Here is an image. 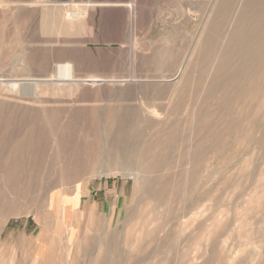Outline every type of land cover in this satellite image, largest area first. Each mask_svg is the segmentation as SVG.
<instances>
[{
	"label": "rangeland",
	"instance_id": "374dc122",
	"mask_svg": "<svg viewBox=\"0 0 264 264\" xmlns=\"http://www.w3.org/2000/svg\"><path fill=\"white\" fill-rule=\"evenodd\" d=\"M218 7L0 0V264H264V77L216 76L240 12Z\"/></svg>",
	"mask_w": 264,
	"mask_h": 264
},
{
	"label": "bare ground",
	"instance_id": "6f19581e",
	"mask_svg": "<svg viewBox=\"0 0 264 264\" xmlns=\"http://www.w3.org/2000/svg\"><path fill=\"white\" fill-rule=\"evenodd\" d=\"M238 5V8L240 10L237 18H236V21H235V24L233 26V28L230 30V32L228 33V36H229V41H228V44L226 46V49L222 52L221 54V57L217 60V63H218V66L216 68V76L217 77H220L219 75H224L226 74L227 77H231L232 79H235L236 78V71H240L241 73V76H244V77H247L250 72H255V74H259V76H263L264 77V61H259V58H263L264 57V0H219V7H218V21L221 20L223 17H224V12L227 11L228 7L229 6H234V5ZM226 15V14H225ZM235 20V19H234ZM257 28V29H256ZM204 30V29H203ZM239 45V46H238ZM187 51V50H186ZM232 57L235 59V62L236 64L234 65V67H229V65L231 63H229V60L230 58L232 59ZM190 61V60H189ZM259 61V62H258ZM234 62V63H235ZM258 62V63H257ZM183 64V63H181ZM190 64H188L189 66ZM190 68V67H189ZM192 71V70H191ZM182 72V71H181ZM202 72V71H201ZM235 73V74H234ZM182 74V73H181ZM180 74V75H181ZM190 74V73H189ZM246 74V75H245ZM199 77V76H198ZM26 78V77H25ZM28 78V77H27ZM32 78V77H31ZM173 78V77H172ZM223 78V77H222ZM239 78V77H238ZM6 79V78H5ZM4 79V80H5ZM13 79V78H12ZM153 79V78H152ZM237 79V78H236ZM2 82L4 81L3 79H1ZM0 80V81H1ZM15 80V79H13ZM18 80V77L17 79ZM21 80H23L21 78ZM29 81H32L30 79H28ZM48 81H51L52 79H47ZM79 80V79H78ZM87 81H91V82H95V81H103L99 78H86ZM184 80V79H183ZM203 80V79H202ZM35 81V80H34ZM169 81V80H167ZM201 81V80H200ZM1 82V83H2ZM7 82V80H6ZM28 82V81H27ZM81 82V80H80ZM105 82V81H104ZM171 82V81H169ZM5 83V81H4ZM3 83V84H4ZM11 83V82H10ZM8 83V87L11 89L12 91V87H15L16 88V85H17V81H16V84L15 83ZM24 83V82H23ZM30 84V82H28ZM204 83V81H203ZM32 84V82H31ZM30 84V85H31ZM1 85V84H0ZM20 85V84H19ZM27 85V84H26ZM34 85V84H33ZM150 85V84H149ZM3 86V85H1ZM1 86H0V89H1ZM28 86V85H27ZM37 88H38V83H37ZM144 86V85H143ZM260 86V85H259ZM8 87H3V90ZM24 87V86H23ZM22 87V88H23ZM195 88V87H194ZM9 89V90H10ZM17 89V88H16ZM16 89L14 92H16ZM21 89V88H20ZM25 89V88H24ZM35 89V88H34ZM2 90V89H1ZM4 90V91H5ZM8 90V91H9ZM19 90V89H17ZM31 90V88H30ZM37 90V89H36ZM44 90V89H43ZM240 90V89H238ZM7 91V90H6ZM132 91V90H131ZM243 91V90H242ZM260 91V90H259ZM27 92V91H26ZM30 92V91H29ZM184 92V91H183ZM18 93V91H17ZM39 93V92H37ZM36 93V94H37ZM41 94V93H40ZM158 94V92H157ZM39 95V94H38ZM125 95V94H124ZM195 97V96H194ZM258 97V96H257ZM133 100V99H132ZM144 100V99H143ZM124 101V100H123ZM164 101V100H163ZM179 101V100H178ZM134 102V101H133ZM136 102V101H135ZM134 102V104H135ZM141 103V102H140ZM169 103V102H168ZM146 104V103H145ZM182 104V103H181ZM147 105V104H146ZM169 105V104H168ZM120 106V105H119ZM144 106V105H143ZM153 106V105H152ZM170 106V105H169ZM135 107V105H134ZM145 107V106H144ZM139 108V107H138ZM152 108V107H151ZM174 108V107H173ZM133 109V108H132ZM155 109V108H154ZM153 109V111H154ZM149 109L145 108V113H149L148 111ZM164 110V109H163ZM174 110V109H173ZM117 111V110H116ZM152 111V112H153ZM132 112V117H133V120L130 121L127 125V127L130 128L131 131L135 132L137 131L136 128L139 127V120H138V114L135 112V111H131ZM139 112V110H138ZM108 113V112H106ZM159 113V112H158ZM165 113V112H164ZM171 113V112H170ZM142 115V114H141ZM157 115V113H156ZM165 115V114H164ZM98 116V115H97ZM129 116V115H128ZM113 117V116H111ZM98 118V117H97ZM131 118V117H130ZM144 118V117H143ZM132 119V118H131ZM129 120V119H128ZM144 121V120H142ZM146 121V120H145ZM199 121V120H197ZM196 121V122H197ZM251 121V120H250ZM147 122V121H146ZM202 122V121H201ZM35 123V122H34ZM124 123V122H123ZM117 124V123H116ZM145 124V122H144ZM159 124V123H158ZM198 124V123H197ZM70 126V125H69ZM114 126V125H113ZM145 126V125H144ZM200 126V125H199ZM203 126V125H202ZM72 127V126H71ZM80 127V126H79ZM125 127V128H127ZM70 128V127H69ZM74 128V127H73ZM98 128V126H97ZM147 128V127H146ZM171 128V127H170ZM79 129V128H78ZM40 130V129H39ZM171 130V129H170ZM98 131V130H97ZM169 131V130H168ZM101 133V132H100ZM172 133V132H171ZM170 133V134H171ZM246 134V132H245ZM42 135V134H41ZM100 135V134H99ZM128 135V134H127ZM131 135H135V134H132ZM139 135V134H138ZM137 135V136H138ZM140 136V135H139ZM170 136H174V135H169L168 134V139L170 138ZM42 137V136H41ZM126 137V136H125ZM122 138V137H121ZM127 138V137H126ZM102 139V138H101ZM4 140V139H3ZM112 140V139H111ZM142 140V139H141ZM171 140V139H170ZM45 141V140H44ZM73 141V140H72ZM133 141H135V138H133ZM148 141V140H147ZM166 141V140H165ZM164 141V142H165ZM58 142V141H57ZM65 142V141H64ZM108 142V141H107ZM127 142V141H125ZM146 142V141H145ZM149 142V141H148ZM162 143V142H161ZM139 144V142H138ZM152 144V143H151ZM75 145V144H74ZM79 145V143H78ZM91 145V144H90ZM141 145V144H140ZM146 145V144H145ZM15 146L17 147H21L20 146V143L19 141L15 144ZM27 146H31V144H27ZM44 146H47V141L44 142ZM61 147H65V144L62 143L61 146H58L57 148H61ZM97 147V146H96ZM100 147V145H99ZM137 147V146H136ZM151 147V146H150ZM166 147V146H164ZM46 148V147H45ZM134 148V147H133ZM132 148V149H133ZM159 148V147H158ZM70 148L69 147V152L67 153H62L66 156L65 159L69 160L72 158V151H70ZM82 149V148H81ZM80 149V150H81ZM155 149V148H154ZM85 150V149H84ZM99 150V149H98ZM120 151V155L122 156V158L124 159L123 161V165L126 167V169L128 170H134V182L136 184V188H139V187H148L149 186V181L151 180L150 179V172H149V168L148 166H146V168L143 166V159H137L135 160V163L133 162H130L131 160V156L129 157V153L127 150H118ZM117 151V152H118ZM121 151L123 152V155L121 153ZM158 151V150H157ZM112 152V151H111ZM138 152V151H137ZM110 153V152H109ZM57 154H60L59 152L57 153L56 152V155ZM111 154V153H110ZM140 154V153H138ZM143 154V153H142ZM154 154V153H153ZM10 156V159H11V154H9ZM87 156V155H86ZM135 156V155H134ZM141 157V156H140ZM160 157V156H159ZM163 157V156H162ZM43 158V157H42ZM57 158V157H56ZM100 158V157H99ZM98 158V159H99ZM158 158V157H157ZM63 160V161H64ZM150 160V159H149ZM167 160V159H166ZM160 161V160H159ZM62 162V161H61ZM68 162V161H67ZM73 162V161H72ZM100 162V161H99ZM161 162V161H160ZM1 163V162H0ZM66 163V162H65ZM164 163V162H163ZM102 164V163H101ZM68 165H69V162H68ZM91 165V164H90ZM115 165V164H114ZM102 166V165H101ZM116 166V165H115ZM153 166V165H152ZM154 167V166H153ZM152 168V167H151ZM150 168V169H151ZM79 170V168H78ZM60 171V170H59ZM36 173V172H35ZM61 173V172H60ZM102 173V172H101ZM142 173V174H140ZM140 174V175H139ZM188 174V173H187ZM44 175V174H43ZM141 176V177H139ZM12 176H8L6 179L7 181L10 180ZM36 177V176H35ZM45 177V176H44ZM167 177V176H165ZM189 178V176L187 177ZM170 179H171V176H170ZM169 179V180H170ZM47 180V178H46ZM157 181V180H156ZM172 181V180H171ZM158 182V181H157ZM165 182H166V179H165ZM169 182V181H168ZM7 183V182H6ZM151 183V182H150ZM171 183V182H170ZM155 185V184H153ZM158 185V184H157ZM16 186V185H14ZM4 187V186H3ZM28 187V186H27ZM43 188V187H42ZM65 188V187H64ZM141 189H144L143 192L146 193V189L145 188H141ZM173 189V188H172ZM136 190V189H135ZM1 191V190H0ZM65 191V190H63ZM69 191V189H68ZM150 191V190H149ZM148 191V193H149ZM176 191V190H175ZM9 192V191H7ZM17 192V191H16ZM67 192V191H66ZM141 192V191H140ZM134 195H135V192H133ZM4 193H1L0 194V215H5L9 212H11L12 208H11V202L7 199V197L5 198V196L3 195ZM142 194V193H141ZM140 194V195H141ZM139 196V195H138ZM167 196V195H166ZM137 197V196H136ZM157 197V196H156ZM146 198V197H145ZM141 197H137L136 198V201L137 202H140L141 200ZM143 200V199H142ZM146 200V199H145ZM156 200V199H155ZM126 201V200H125ZM148 203H151V202H148ZM147 203V205H149ZM155 203V202H154ZM145 204V203H144ZM156 204V203H155ZM139 205V204H138ZM144 206V205H143ZM146 207V205H145ZM156 207V205H155ZM158 207V206H157ZM128 210V209H127ZM26 211V210H25ZM125 211V210H124ZM143 211H146L145 209H143ZM132 212V211H131ZM134 212V211H133ZM135 213V212H134ZM138 213V212H137ZM135 213V214H137ZM139 214V213H138ZM154 214V213H153ZM126 216V215H125ZM131 216V215H130ZM171 216V215H170ZM127 217V216H126ZM137 217V216H136ZM141 217V216H139ZM127 219V218H126ZM144 222V221H143ZM125 223V222H124ZM127 223V221H126ZM145 223V222H144ZM146 224V223H145ZM124 227H125V224H124ZM112 233H114L112 231ZM119 235H120V232H119ZM118 236V234H117ZM111 237V235H110ZM109 240V239H108ZM111 243V242H110ZM109 245V244H108ZM114 246V245H113ZM107 247V246H106ZM99 249V246L97 248V250ZM102 249V248H101ZM100 250V249H99ZM98 250V252H99ZM114 250V249H113ZM116 250V249H115ZM121 250V249H120ZM104 252V255L101 257V258H94V261L93 264H128L127 263V260H128V257L125 255L126 253H123L121 254V260L119 262H116V261H112L111 258H109V252H110V248H106L105 251L103 250ZM102 252V253H103ZM114 252V251H113ZM96 254V253H95ZM118 254V252H117ZM93 257V256H92ZM118 257V255H117ZM116 257V258H117ZM145 261V259H144ZM152 261V260H151ZM147 263V261H146Z\"/></svg>",
	"mask_w": 264,
	"mask_h": 264
}]
</instances>
